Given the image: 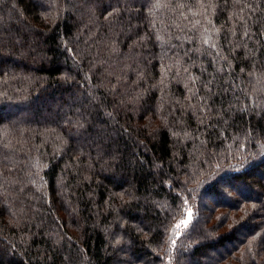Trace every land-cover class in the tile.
Instances as JSON below:
<instances>
[{
  "label": "trees",
  "instance_id": "trees-1",
  "mask_svg": "<svg viewBox=\"0 0 264 264\" xmlns=\"http://www.w3.org/2000/svg\"><path fill=\"white\" fill-rule=\"evenodd\" d=\"M0 264H264V0H0Z\"/></svg>",
  "mask_w": 264,
  "mask_h": 264
},
{
  "label": "rangeland",
  "instance_id": "rangeland-1",
  "mask_svg": "<svg viewBox=\"0 0 264 264\" xmlns=\"http://www.w3.org/2000/svg\"><path fill=\"white\" fill-rule=\"evenodd\" d=\"M224 204L226 205V203H224ZM187 221H188V220H187ZM179 224H180V223H179ZM188 226H189V221H188V223H187L186 226L181 225L180 228H178V229H179L178 234H181V232L184 231V230H186V229L188 228Z\"/></svg>",
  "mask_w": 264,
  "mask_h": 264
},
{
  "label": "snow or ice",
  "instance_id": "snow-or-ice-1",
  "mask_svg": "<svg viewBox=\"0 0 264 264\" xmlns=\"http://www.w3.org/2000/svg\"><path fill=\"white\" fill-rule=\"evenodd\" d=\"M191 215V213L189 212V216ZM187 223H188V221L187 220H181V222H180V224H178L176 227L177 228H180V226L181 225H184V226H186L187 225Z\"/></svg>",
  "mask_w": 264,
  "mask_h": 264
}]
</instances>
